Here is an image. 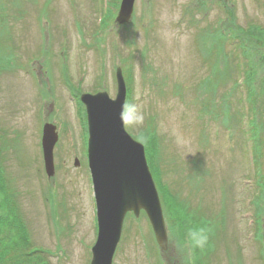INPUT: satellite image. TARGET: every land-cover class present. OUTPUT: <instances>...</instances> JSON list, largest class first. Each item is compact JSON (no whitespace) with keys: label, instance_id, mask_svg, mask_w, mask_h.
I'll use <instances>...</instances> for the list:
<instances>
[{"label":"rangeland","instance_id":"rangeland-1","mask_svg":"<svg viewBox=\"0 0 264 264\" xmlns=\"http://www.w3.org/2000/svg\"><path fill=\"white\" fill-rule=\"evenodd\" d=\"M118 9L117 0H0V219L11 221L14 252L26 264H90L95 198L82 160V119L67 85L115 97L120 67L126 102L145 115L139 129H125L135 138L145 127L152 132L156 186L161 196L170 192L178 217L164 208L163 251L146 214H128L113 264H264V238L249 235L250 202L264 186V72L236 87L234 45L216 36L229 14L233 28L264 26V0H135L123 24L116 23ZM253 39L261 70L262 47ZM45 123L59 133L51 178ZM201 219L210 243L190 262L177 243Z\"/></svg>","mask_w":264,"mask_h":264},{"label":"water","instance_id":"water-1","mask_svg":"<svg viewBox=\"0 0 264 264\" xmlns=\"http://www.w3.org/2000/svg\"><path fill=\"white\" fill-rule=\"evenodd\" d=\"M135 0H122L117 23L128 22ZM118 92L111 99L107 92L84 94L89 126V159L98 205V240L91 264H112L128 212H147L158 244L168 246L163 210L147 163L144 145L135 140L120 121L126 101V84L121 69L117 73ZM59 135L53 123L43 127L42 147L45 170L55 175L54 148ZM78 165V164H77Z\"/></svg>","mask_w":264,"mask_h":264},{"label":"trees","instance_id":"trees-1","mask_svg":"<svg viewBox=\"0 0 264 264\" xmlns=\"http://www.w3.org/2000/svg\"><path fill=\"white\" fill-rule=\"evenodd\" d=\"M225 19H226V23L223 26L225 31L231 33L233 36H236V37L240 36L241 38H246L247 36H249L250 39L251 38L253 39V37H254L255 39L258 40V43H260L262 45V47L264 48V30H260V32H258L259 33L258 35H256L257 31H255L254 33L251 32L250 30H246V32H244V31L239 32L240 27H239V29H237V28H233V27H235L234 24H233V27H232V25L227 24L229 20L233 19L232 15H230V14L226 15ZM223 37H224V35L220 34V41L225 40ZM243 40H245V39H243ZM244 53H245V55L248 56V63L243 62L242 66L248 67L247 69H249V66H250V68H252V70H254V67L253 66L251 67L250 64L253 63L255 57L252 55L251 51H248L246 48L244 49ZM263 54H264V52H263ZM235 57H236V53H235ZM237 68L239 71L240 67H239L238 63H237ZM225 69L227 71V68H225V66L223 64V69H221V67H220V73L221 74L224 73ZM222 99L226 100L225 102L228 103V99H227L226 95H224L222 97ZM145 131H142L140 134H138L137 139L141 140L142 142H144L146 144L148 160H149L150 166L154 172V168L156 167V164L154 161V152H153L152 148L150 147L151 142H152V139H150V136L152 137V135H151L152 132L145 133ZM155 173H157V171ZM155 173H154V175H155ZM157 174L155 176H158ZM263 189H264V187H263ZM261 199H264V195H261ZM163 205L165 206L166 211H169V214L178 216V214H177L178 209L176 207L175 202L171 199L170 192L168 193V191H165V193L163 195ZM2 219H0V232L3 230L5 232V236L3 237L2 236L3 233H0V264H26V261H24L22 259V257L20 256L21 254H19L18 252H14L15 246H13L14 243H12V239H11V231L14 229H10L11 227L8 228L9 224H11V221L6 219V217H2ZM1 240H2V243H1ZM10 243H11V245H10ZM11 254L13 255L12 257L10 256Z\"/></svg>","mask_w":264,"mask_h":264},{"label":"clouds","instance_id":"clouds-1","mask_svg":"<svg viewBox=\"0 0 264 264\" xmlns=\"http://www.w3.org/2000/svg\"><path fill=\"white\" fill-rule=\"evenodd\" d=\"M145 120L144 113L135 102H125L121 106L120 121L123 126L139 129ZM211 229L207 226L193 225L185 229L182 241L177 243L178 251L190 262L197 251H203L210 243Z\"/></svg>","mask_w":264,"mask_h":264},{"label":"bare ground","instance_id":"bare-ground-1","mask_svg":"<svg viewBox=\"0 0 264 264\" xmlns=\"http://www.w3.org/2000/svg\"><path fill=\"white\" fill-rule=\"evenodd\" d=\"M142 131H144V130H141L140 132H142Z\"/></svg>","mask_w":264,"mask_h":264}]
</instances>
